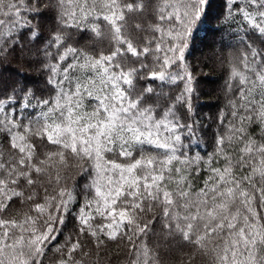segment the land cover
<instances>
[{"label": "snow or ice", "instance_id": "1", "mask_svg": "<svg viewBox=\"0 0 264 264\" xmlns=\"http://www.w3.org/2000/svg\"><path fill=\"white\" fill-rule=\"evenodd\" d=\"M206 6L0 0V62L41 40L47 74L40 95L0 81V264H92L108 242L127 264H264V135L250 131L264 134V47L240 40L213 151L190 154L185 53ZM227 7L264 38V0ZM72 30L91 50L67 43Z\"/></svg>", "mask_w": 264, "mask_h": 264}, {"label": "trees", "instance_id": "2", "mask_svg": "<svg viewBox=\"0 0 264 264\" xmlns=\"http://www.w3.org/2000/svg\"><path fill=\"white\" fill-rule=\"evenodd\" d=\"M229 0H210V6L205 7L206 15L194 26L189 39V47L185 58L188 71L192 77L193 118L197 121L196 135L193 137L190 154L198 152L200 155L211 153L214 148L213 138L219 130L218 117L221 112L229 111L228 101L232 96L227 88L229 79L230 61L240 54L242 47L240 40L253 41L257 47H264L257 35L246 28L240 18L234 19L229 15L227 7ZM34 24L41 25V37L46 39L54 27V23L47 17L37 18ZM129 23H133L132 20ZM90 33L72 30L68 44L91 50L92 41ZM41 40L32 43L22 53L8 56L0 62V81H18L20 86L27 85L32 91L40 95L45 90L46 72L42 69L40 61L42 55L37 50L42 49ZM182 84L165 88L175 95ZM257 137L264 135L258 125L250 129ZM188 143V141H185ZM203 175V174H202ZM69 183L83 185L85 179L76 175ZM71 230V224L65 229V235ZM63 242V238H59ZM51 255V254H50ZM98 260L99 264H127L128 257L122 246L108 242L99 257H93L92 264Z\"/></svg>", "mask_w": 264, "mask_h": 264}]
</instances>
